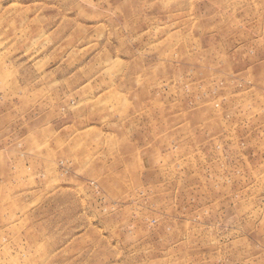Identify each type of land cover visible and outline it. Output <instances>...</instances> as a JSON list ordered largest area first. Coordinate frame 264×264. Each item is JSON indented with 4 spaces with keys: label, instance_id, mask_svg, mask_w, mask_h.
<instances>
[{
    "label": "rangeland",
    "instance_id": "obj_1",
    "mask_svg": "<svg viewBox=\"0 0 264 264\" xmlns=\"http://www.w3.org/2000/svg\"><path fill=\"white\" fill-rule=\"evenodd\" d=\"M0 264H264V0H0Z\"/></svg>",
    "mask_w": 264,
    "mask_h": 264
}]
</instances>
